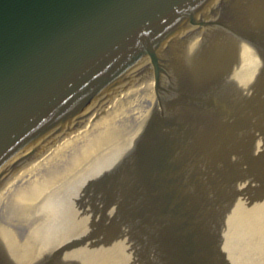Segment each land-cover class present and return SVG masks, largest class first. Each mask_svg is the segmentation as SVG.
I'll return each mask as SVG.
<instances>
[{"label": "water", "instance_id": "95a60500", "mask_svg": "<svg viewBox=\"0 0 264 264\" xmlns=\"http://www.w3.org/2000/svg\"><path fill=\"white\" fill-rule=\"evenodd\" d=\"M0 264H264V0H0Z\"/></svg>", "mask_w": 264, "mask_h": 264}]
</instances>
